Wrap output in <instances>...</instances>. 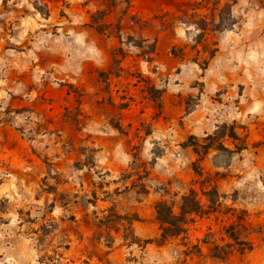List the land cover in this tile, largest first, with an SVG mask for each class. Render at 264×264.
I'll list each match as a JSON object with an SVG mask.
<instances>
[{
	"label": "rangeland",
	"instance_id": "1",
	"mask_svg": "<svg viewBox=\"0 0 264 264\" xmlns=\"http://www.w3.org/2000/svg\"><path fill=\"white\" fill-rule=\"evenodd\" d=\"M0 264H264V0H0Z\"/></svg>",
	"mask_w": 264,
	"mask_h": 264
},
{
	"label": "trees",
	"instance_id": "2",
	"mask_svg": "<svg viewBox=\"0 0 264 264\" xmlns=\"http://www.w3.org/2000/svg\"><path fill=\"white\" fill-rule=\"evenodd\" d=\"M191 146L194 147L196 153H199L197 143H192ZM180 209V214L176 215L166 203L160 202L156 205V218L161 224L162 230L160 242L167 240L169 237L182 234L185 231L186 216L192 213H199L200 204L193 196H183Z\"/></svg>",
	"mask_w": 264,
	"mask_h": 264
}]
</instances>
